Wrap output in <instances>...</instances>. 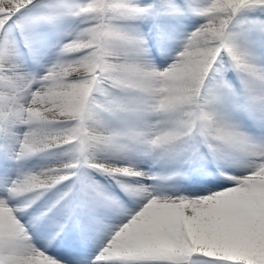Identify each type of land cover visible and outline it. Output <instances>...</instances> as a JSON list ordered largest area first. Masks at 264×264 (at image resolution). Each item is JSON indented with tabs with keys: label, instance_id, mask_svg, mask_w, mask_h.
Returning a JSON list of instances; mask_svg holds the SVG:
<instances>
[{
	"label": "snow or ice",
	"instance_id": "6c2138e0",
	"mask_svg": "<svg viewBox=\"0 0 264 264\" xmlns=\"http://www.w3.org/2000/svg\"><path fill=\"white\" fill-rule=\"evenodd\" d=\"M0 264H264V0H0Z\"/></svg>",
	"mask_w": 264,
	"mask_h": 264
}]
</instances>
